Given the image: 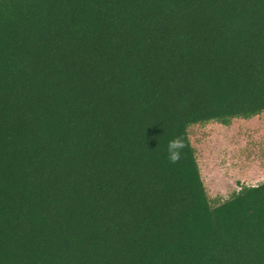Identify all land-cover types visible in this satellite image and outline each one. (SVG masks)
<instances>
[{
  "label": "trees",
  "instance_id": "trees-1",
  "mask_svg": "<svg viewBox=\"0 0 264 264\" xmlns=\"http://www.w3.org/2000/svg\"><path fill=\"white\" fill-rule=\"evenodd\" d=\"M262 113L264 0H0V264H264L188 137Z\"/></svg>",
  "mask_w": 264,
  "mask_h": 264
},
{
  "label": "rangeland",
  "instance_id": "rangeland-1",
  "mask_svg": "<svg viewBox=\"0 0 264 264\" xmlns=\"http://www.w3.org/2000/svg\"><path fill=\"white\" fill-rule=\"evenodd\" d=\"M188 137L210 198L224 200L242 186L264 182V113L228 126L192 125Z\"/></svg>",
  "mask_w": 264,
  "mask_h": 264
},
{
  "label": "clouds",
  "instance_id": "clouds-1",
  "mask_svg": "<svg viewBox=\"0 0 264 264\" xmlns=\"http://www.w3.org/2000/svg\"><path fill=\"white\" fill-rule=\"evenodd\" d=\"M184 147V142L180 137H174L167 143V153L170 162L175 163L181 155L180 150Z\"/></svg>",
  "mask_w": 264,
  "mask_h": 264
}]
</instances>
